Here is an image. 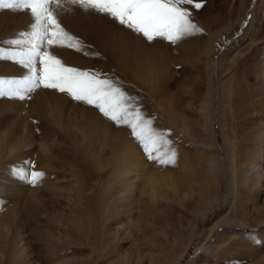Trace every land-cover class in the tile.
Segmentation results:
<instances>
[{
    "label": "rangeland",
    "instance_id": "rangeland-1",
    "mask_svg": "<svg viewBox=\"0 0 264 264\" xmlns=\"http://www.w3.org/2000/svg\"><path fill=\"white\" fill-rule=\"evenodd\" d=\"M59 2L82 47L50 51L117 83L175 163L149 160L129 127L67 93L0 96V264H264V0H194L200 31L176 43ZM104 17L128 44H106ZM32 23L0 10V51H22L10 41ZM29 75L0 59V79Z\"/></svg>",
    "mask_w": 264,
    "mask_h": 264
},
{
    "label": "snow or ice",
    "instance_id": "snow-or-ice-1",
    "mask_svg": "<svg viewBox=\"0 0 264 264\" xmlns=\"http://www.w3.org/2000/svg\"><path fill=\"white\" fill-rule=\"evenodd\" d=\"M84 11L106 15L122 26L142 35L148 42L162 38L176 43L200 31L192 22V13L203 3L194 0H67ZM63 7L59 0H0V10L30 11L31 30L21 32L20 39L10 41L23 48L20 52L0 51V59L7 57L28 68L30 75L23 80L0 79V96L25 99L39 87L67 93L75 101L97 108L117 125L131 129L132 135L149 160L161 165L174 164L176 153L166 134L152 127L140 108L117 83L93 74L66 66L50 49L67 47L79 51V40L70 35L59 22L52 5ZM39 65V67H38ZM23 176V172H19ZM30 183L36 185L43 173L32 172Z\"/></svg>",
    "mask_w": 264,
    "mask_h": 264
},
{
    "label": "bare ground",
    "instance_id": "bare-ground-1",
    "mask_svg": "<svg viewBox=\"0 0 264 264\" xmlns=\"http://www.w3.org/2000/svg\"><path fill=\"white\" fill-rule=\"evenodd\" d=\"M90 23L92 24V22ZM96 23L97 24H95L96 25L95 29L99 33L98 35L101 36L102 39L106 41V44L113 46H123L130 42L129 34L128 33L125 34L123 30L119 32L118 25L116 23L105 19V17L99 19L98 22ZM213 68H214L213 71H215L216 65H213ZM250 171L252 172V170Z\"/></svg>",
    "mask_w": 264,
    "mask_h": 264
}]
</instances>
